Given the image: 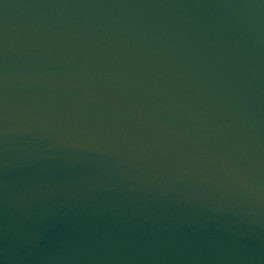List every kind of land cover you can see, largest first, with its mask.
Here are the masks:
<instances>
[{"label":"water","instance_id":"1","mask_svg":"<svg viewBox=\"0 0 264 264\" xmlns=\"http://www.w3.org/2000/svg\"><path fill=\"white\" fill-rule=\"evenodd\" d=\"M0 264H264V0H0Z\"/></svg>","mask_w":264,"mask_h":264}]
</instances>
